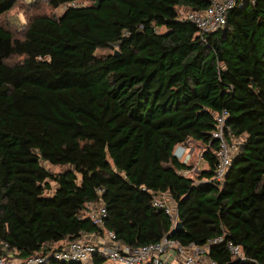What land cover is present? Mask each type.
Instances as JSON below:
<instances>
[{
	"label": "trees",
	"instance_id": "1",
	"mask_svg": "<svg viewBox=\"0 0 264 264\" xmlns=\"http://www.w3.org/2000/svg\"><path fill=\"white\" fill-rule=\"evenodd\" d=\"M17 1L0 0V16ZM48 3L64 9L30 16L19 35L0 24V256L46 255L102 233L84 215L100 200L104 230L121 244L221 236L210 259L264 264V0L235 6L203 37L181 17L209 0ZM223 109L226 138L242 141L216 181L211 132ZM187 141L202 168L173 156ZM163 193L176 204L174 231L154 205ZM42 264L109 263L94 254Z\"/></svg>",
	"mask_w": 264,
	"mask_h": 264
},
{
	"label": "built area",
	"instance_id": "2",
	"mask_svg": "<svg viewBox=\"0 0 264 264\" xmlns=\"http://www.w3.org/2000/svg\"><path fill=\"white\" fill-rule=\"evenodd\" d=\"M244 1L246 0H209V4L204 10L186 11L181 18L194 22L198 28V33L203 37V35L222 28L226 23L227 12L235 6H241ZM226 113V110L223 109L215 115L216 127L211 132L212 139L218 141L217 163L212 177V180L216 181H222L231 158L242 141L241 137H232L230 142L226 138L228 132L225 126ZM189 143L187 141L176 144L173 149V156L183 161L190 159L194 147L189 146ZM201 155L199 152L200 159H202ZM188 171L183 170L178 173L184 175ZM98 192H100L99 189ZM154 205L164 209L171 220V228L173 229L178 218L176 204L170 201L168 194L163 193L154 200ZM84 215L89 217L92 223L102 229L103 232L100 234L83 233L79 238L64 240L60 242L59 248L46 255L35 254L23 260L0 256V264H42L47 261L49 256L62 261L86 263L94 254L102 255L111 264H226L218 263L207 256L210 245L221 242V236L209 239L205 245L193 243L182 245L174 238L163 236L154 242L129 246L116 241L113 231L104 230L106 208L100 200L85 202ZM226 247L232 258L245 259L238 244L228 241Z\"/></svg>",
	"mask_w": 264,
	"mask_h": 264
},
{
	"label": "rangeland",
	"instance_id": "3",
	"mask_svg": "<svg viewBox=\"0 0 264 264\" xmlns=\"http://www.w3.org/2000/svg\"><path fill=\"white\" fill-rule=\"evenodd\" d=\"M87 3H89V1H82V4ZM63 9L64 5H60L57 8H52L49 5L48 0H18L11 10L0 16V24L10 28L15 34L19 35L24 30V27L26 26L27 20L30 16L38 13L59 15ZM188 145L194 147L192 156L187 161H180L187 163L190 160V163H194V169L192 168V170H195L196 168L200 169L205 166V163L202 161V159H200L199 156V152L201 151H198V149L195 148V144L189 143ZM51 169L58 170L57 167H51ZM191 171L186 172L184 175H190Z\"/></svg>",
	"mask_w": 264,
	"mask_h": 264
},
{
	"label": "water",
	"instance_id": "4",
	"mask_svg": "<svg viewBox=\"0 0 264 264\" xmlns=\"http://www.w3.org/2000/svg\"><path fill=\"white\" fill-rule=\"evenodd\" d=\"M115 55H117V52L116 51H115ZM178 228H181V225H180L179 222H176V224H175V226H174V228H173L172 231H174L175 229H178Z\"/></svg>",
	"mask_w": 264,
	"mask_h": 264
}]
</instances>
